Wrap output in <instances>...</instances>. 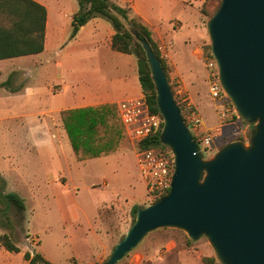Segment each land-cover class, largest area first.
<instances>
[{
  "label": "crops",
  "instance_id": "crops-1",
  "mask_svg": "<svg viewBox=\"0 0 264 264\" xmlns=\"http://www.w3.org/2000/svg\"><path fill=\"white\" fill-rule=\"evenodd\" d=\"M33 1L47 9L44 50L0 60V124L12 130V136L18 137L17 151L20 152L19 147H25V152L40 162L54 160L58 173L48 174L53 187H70L73 177L70 170L74 169L77 175L86 168L91 174L100 172L102 175L92 183L93 190L102 188L113 201L126 199L128 193L121 186V180L133 175L132 166L138 169L137 148L120 120L118 106L144 93L138 58L135 54L113 50L116 31L102 17L93 18L73 35V19L79 11V3H72V15L66 20L68 14L63 12L65 4L62 3L68 0ZM110 2L131 8V15L138 17L152 32L167 60L171 82L181 78L186 89L196 96L201 84L196 62L203 60V46L209 35L201 12L204 0ZM28 36L34 38L37 32ZM177 46L183 49L179 50ZM47 63H54L51 68H54L55 77L42 79L38 73L45 70ZM110 104L116 106L114 114L122 131L118 149L101 157L78 160L61 112ZM21 138H24V145ZM12 146L15 145L12 143ZM7 158L10 159V155ZM16 165L0 167V176L9 184L11 192L19 193L11 179L20 176V168ZM37 184L39 187L40 183ZM108 201L96 203L91 212L84 214L91 225L89 231L95 236L101 230L95 229L94 222L100 216L102 219V213L108 210ZM8 261L13 264L11 258Z\"/></svg>",
  "mask_w": 264,
  "mask_h": 264
},
{
  "label": "water",
  "instance_id": "water-1",
  "mask_svg": "<svg viewBox=\"0 0 264 264\" xmlns=\"http://www.w3.org/2000/svg\"><path fill=\"white\" fill-rule=\"evenodd\" d=\"M207 30L222 87L239 117L254 125L250 145L232 141L206 160L160 58L142 41L175 168L169 194L138 209L104 264H118L162 228L193 241L205 236L221 264H264V0H221Z\"/></svg>",
  "mask_w": 264,
  "mask_h": 264
},
{
  "label": "rangeland",
  "instance_id": "rangeland-1",
  "mask_svg": "<svg viewBox=\"0 0 264 264\" xmlns=\"http://www.w3.org/2000/svg\"><path fill=\"white\" fill-rule=\"evenodd\" d=\"M68 1L62 3L65 4L63 12L68 14L66 20L72 15V3L78 5L77 0ZM204 17L206 27L209 18ZM209 46L211 41L208 35L207 44L203 46L204 54ZM53 65L54 63H47L45 70L38 73L39 77L54 78L55 71L51 68ZM196 69L201 84L196 96L191 95L189 90L188 95L203 119L205 133L218 135L212 148L199 144L204 158L212 159L220 149L232 141L242 140L249 146L254 125L242 122L241 118V120L232 118L224 124L218 104L209 92L205 61L198 60ZM226 104L228 107L232 105L229 98ZM230 117H234V114L230 113ZM11 132L12 130L0 124V167L17 164L16 166L20 168V176L11 179L13 186L19 191L17 194L25 202L26 210L19 215L12 205L0 201V232L8 234L21 250L20 253H8L0 243V264H9L10 258L13 264H26L24 254L33 251L55 264L107 262L115 246L125 237L133 224L134 207L150 205L147 188L141 181L137 167L132 166L131 177L121 180V186L128 193L127 198L121 201L110 200L111 197L107 198L108 194L100 187L93 190L92 183L96 178L101 179L102 175L100 172L91 174L86 168L77 175L74 169L70 170V175L73 173L70 187L56 188L50 185L48 177L49 173L54 175L58 173L54 160L40 162L32 157V154L26 153L25 147H19L20 153L17 151L18 137L12 136ZM22 140L24 138H21ZM12 143L15 146H12ZM21 143L24 145L23 141ZM136 148L138 149V145ZM9 155L10 159L7 158ZM37 183H40L39 187ZM6 192H11L8 183ZM101 201H108V210H104L102 219L100 216L98 221L94 222L95 229L101 230L95 236L89 231L91 225L84 214L91 212L93 205ZM100 205L102 211L103 206ZM214 256L216 257L215 251L205 236L193 241L183 230L162 228L149 233L118 264H204L205 257Z\"/></svg>",
  "mask_w": 264,
  "mask_h": 264
},
{
  "label": "trees",
  "instance_id": "trees-1",
  "mask_svg": "<svg viewBox=\"0 0 264 264\" xmlns=\"http://www.w3.org/2000/svg\"><path fill=\"white\" fill-rule=\"evenodd\" d=\"M78 3L79 11L73 19V35L93 18L102 17L108 20L116 31L112 40L113 50L137 56L143 91L147 95L152 110L160 112L157 103V90L142 41H147L160 58L171 86L172 82L168 74L167 60L161 54L159 45L153 39L150 29L138 17L131 15L130 7L118 6L110 0H78ZM220 4L221 0H205L201 12L207 18H211ZM46 21L47 9L33 0H0V60L42 52ZM33 32H37V36L29 37L28 35ZM209 54H211V46L206 52V55ZM180 107L183 109L181 104ZM114 109L116 106L110 104L61 112V118L78 160L83 161L116 152L122 139V131ZM183 116L185 115L183 114ZM242 122L244 121L242 120ZM187 124L189 125V123ZM195 139L198 140L197 137ZM155 140H147L140 147H147L153 142L161 143L160 137ZM166 147L170 152L172 151L169 146ZM171 162L174 165L173 158ZM6 187V180L0 176V201L12 205L19 215L24 213L26 210L24 200L17 193L6 192ZM169 192H166L162 197L168 195ZM139 208L134 207L133 209V223ZM0 243L9 252H21L8 234L0 232ZM24 259L30 264H55L38 252L35 254L26 252ZM203 261L204 264H221L215 256L205 257Z\"/></svg>",
  "mask_w": 264,
  "mask_h": 264
},
{
  "label": "built area",
  "instance_id": "built-area-1",
  "mask_svg": "<svg viewBox=\"0 0 264 264\" xmlns=\"http://www.w3.org/2000/svg\"><path fill=\"white\" fill-rule=\"evenodd\" d=\"M203 60L208 70L209 92L214 101L218 104L220 115L224 124L231 119L241 120L234 106H227L228 99L219 78V69L216 59L212 53L204 55ZM172 87L177 103L183 106L182 113L185 115L186 123L197 142L203 147L212 148L215 146V139L218 135L206 134L203 129V119L190 101L189 93L181 78L172 81ZM185 109V111H184ZM120 120L125 127L126 133L132 143L138 149L136 152L137 165L143 183L147 188L148 201L152 204L166 192L171 190L172 176L175 168L173 150L170 152L162 141L165 120L161 112H154L148 102L147 95L143 93L138 98L123 101L118 106ZM230 113L234 117H230ZM160 137L161 143L153 142L147 147H140L147 140H154ZM171 148V147H170ZM172 158L174 165H172Z\"/></svg>",
  "mask_w": 264,
  "mask_h": 264
}]
</instances>
